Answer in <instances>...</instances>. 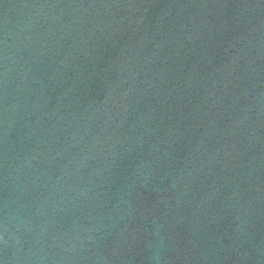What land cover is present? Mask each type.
Here are the masks:
<instances>
[{
    "label": "water",
    "instance_id": "95a60500",
    "mask_svg": "<svg viewBox=\"0 0 264 264\" xmlns=\"http://www.w3.org/2000/svg\"><path fill=\"white\" fill-rule=\"evenodd\" d=\"M0 264H264V0H0Z\"/></svg>",
    "mask_w": 264,
    "mask_h": 264
}]
</instances>
